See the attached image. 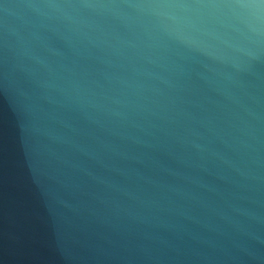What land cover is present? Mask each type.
<instances>
[{
	"label": "water",
	"instance_id": "water-1",
	"mask_svg": "<svg viewBox=\"0 0 264 264\" xmlns=\"http://www.w3.org/2000/svg\"><path fill=\"white\" fill-rule=\"evenodd\" d=\"M0 264H264V0H0Z\"/></svg>",
	"mask_w": 264,
	"mask_h": 264
}]
</instances>
